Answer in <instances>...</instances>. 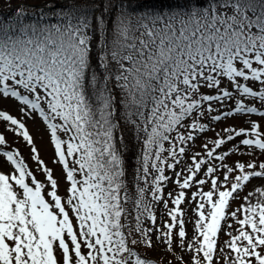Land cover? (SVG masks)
<instances>
[{"label":"snow or ice","instance_id":"obj_1","mask_svg":"<svg viewBox=\"0 0 264 264\" xmlns=\"http://www.w3.org/2000/svg\"><path fill=\"white\" fill-rule=\"evenodd\" d=\"M54 2L0 15V264H264V0Z\"/></svg>","mask_w":264,"mask_h":264},{"label":"rangeland","instance_id":"obj_2","mask_svg":"<svg viewBox=\"0 0 264 264\" xmlns=\"http://www.w3.org/2000/svg\"><path fill=\"white\" fill-rule=\"evenodd\" d=\"M34 3H38L39 5H43V4H46L48 2V0H32ZM8 5H12L10 2H1L0 3V9L1 11L3 12H8L10 11V9L8 8ZM94 57L96 56V53L94 52ZM253 119H256V120H264V118L260 117L259 115H254L252 117ZM228 123H235V124H241L242 121L240 119H229V120H226V121H222V122H218L216 127L217 128H220V127H223L225 124H228ZM246 126V125H245ZM29 128H30V131L35 133V138H36V144L39 146L40 148V151H41V155L43 156V158L47 161V162H51V157L53 155V144L49 141V135H48V132L46 130V127H45V124L41 122L40 118L37 117L36 121H29ZM2 130V129H0ZM8 138L10 140H13L17 147H20L22 152H24L26 155L29 151L28 147L26 146L25 142L23 141L22 138H20L19 140H16L15 138V134L12 133V132H8ZM205 135H207L208 137H214L215 136V133L214 132H207ZM241 147H243V145H241ZM0 159H2V157H0ZM229 159H240V160H247L248 159V156L246 155H236V156H229ZM260 159H264V156H261ZM29 163L31 164L32 161L30 160ZM56 169H57V172L60 171V165H56ZM66 185H65V182L63 180V177L61 178V188H60V191L63 192L64 189H65ZM150 187V185H149ZM205 189H207L208 185L205 184ZM176 188V185L172 184V183H169L166 187H165V192L169 191V190H175ZM147 199H151V196H148ZM193 204L195 203L194 201L192 202ZM238 203V202H236ZM169 206L171 207V201H169ZM155 211H156V216H157V221L156 223L157 224H160V220H161V205L159 204H154L153 205ZM180 207L182 208H185L187 207V211L189 214H194L193 213V208L191 206H187L185 205L184 203H182L180 205ZM164 219H168V217L165 215L163 217ZM142 220H143V223L147 224L149 227H151V223L146 219V218H143L142 217ZM187 230L189 232V235H191V232H192V223L191 221H188L187 222ZM223 239H227L226 236H222ZM163 249H164V245L163 244H159L158 248L157 249H148L147 250V254L150 255V256H162V255H165L164 252H163ZM225 251H228V249H225ZM168 258L169 259H172L171 257V254H167ZM185 258H187V256H185ZM174 264H179V261H174ZM220 264H223V259L221 260Z\"/></svg>","mask_w":264,"mask_h":264},{"label":"trees","instance_id":"obj_3","mask_svg":"<svg viewBox=\"0 0 264 264\" xmlns=\"http://www.w3.org/2000/svg\"><path fill=\"white\" fill-rule=\"evenodd\" d=\"M5 0H0V2H3ZM12 3H16L19 0H9ZM64 0H55L54 2V7H64L67 6L68 4H61V5H57V3L62 2ZM77 2H83V0H77ZM96 2L102 7L104 5V1L103 0H96ZM120 2V0H113V7H112V12L113 14H115V4H118ZM176 0H125V3H130L132 5V7L129 9L130 11H141L144 10L145 8L147 9H160L163 8L165 6H168L170 4L175 3ZM29 3L33 4L32 0H29ZM100 9L97 8L96 11L98 12ZM0 15H4L2 13H0ZM137 20L136 16H133V23H135ZM94 62H95V58H94ZM117 97H119V92L117 91ZM125 136L126 138L128 137V133L125 130ZM131 164L132 162L129 160V173H131ZM131 204V202L129 203Z\"/></svg>","mask_w":264,"mask_h":264}]
</instances>
